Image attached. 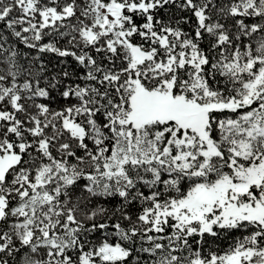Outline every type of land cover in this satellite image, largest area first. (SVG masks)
I'll return each mask as SVG.
<instances>
[{
    "label": "snow or ice",
    "instance_id": "6c2138e0",
    "mask_svg": "<svg viewBox=\"0 0 264 264\" xmlns=\"http://www.w3.org/2000/svg\"><path fill=\"white\" fill-rule=\"evenodd\" d=\"M0 264H264V0H0Z\"/></svg>",
    "mask_w": 264,
    "mask_h": 264
},
{
    "label": "trees",
    "instance_id": "16d2710c",
    "mask_svg": "<svg viewBox=\"0 0 264 264\" xmlns=\"http://www.w3.org/2000/svg\"><path fill=\"white\" fill-rule=\"evenodd\" d=\"M237 235H239V233H237ZM209 240H211V238H208ZM232 237L229 236L227 239H224L223 237L221 238V241H218L217 243L219 244L220 248H226L228 246V244H230L232 242ZM213 248H216L217 245L214 244L212 245Z\"/></svg>",
    "mask_w": 264,
    "mask_h": 264
}]
</instances>
